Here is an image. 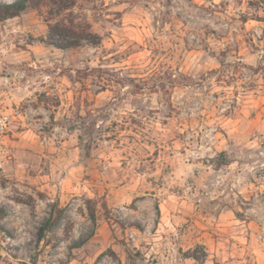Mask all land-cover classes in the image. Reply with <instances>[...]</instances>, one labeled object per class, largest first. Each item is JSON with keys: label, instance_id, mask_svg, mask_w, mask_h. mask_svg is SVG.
Wrapping results in <instances>:
<instances>
[{"label": "rangeland", "instance_id": "1", "mask_svg": "<svg viewBox=\"0 0 264 264\" xmlns=\"http://www.w3.org/2000/svg\"><path fill=\"white\" fill-rule=\"evenodd\" d=\"M73 1L0 21V264H264V0Z\"/></svg>", "mask_w": 264, "mask_h": 264}, {"label": "trees", "instance_id": "2", "mask_svg": "<svg viewBox=\"0 0 264 264\" xmlns=\"http://www.w3.org/2000/svg\"><path fill=\"white\" fill-rule=\"evenodd\" d=\"M61 5V9H67L74 5L73 0H56ZM38 0H12L0 1V21L18 16L27 9L37 6ZM48 40L50 45L58 49H70L80 46L83 42L97 44V37L91 32L77 31L76 27L54 25L49 27ZM64 215V209L53 205L51 215L46 223L41 227V236H45L55 227Z\"/></svg>", "mask_w": 264, "mask_h": 264}]
</instances>
